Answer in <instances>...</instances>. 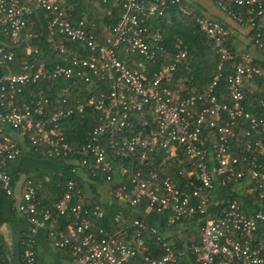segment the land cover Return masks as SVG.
Wrapping results in <instances>:
<instances>
[{"label": "built area", "instance_id": "built-area-1", "mask_svg": "<svg viewBox=\"0 0 264 264\" xmlns=\"http://www.w3.org/2000/svg\"><path fill=\"white\" fill-rule=\"evenodd\" d=\"M99 1L117 6L120 14L114 24L92 30L62 0H0V197L14 198L8 167L29 148L67 164L72 160L78 167L71 170L88 173L89 183L97 184L109 203L117 200L124 208L145 201V211L165 213L167 225L192 219L199 226V244L176 249L156 226L148 228V241L144 219H127L123 210L113 217L122 225L107 228L99 223L103 205L87 199L73 179L53 207L41 205L36 198L41 183L25 179L15 208L30 225L20 239L19 264H47L36 253L39 230L75 264H184L181 258L264 264V243L256 239L264 225V118L245 105L253 90L246 81L264 78V66L254 62L257 53L264 59V0H202L226 15L228 25L193 13L194 0ZM174 9L193 17L218 55L210 83L186 94L177 68L188 56L187 45L178 38L167 44L162 26ZM235 28L249 33L250 47L233 54L228 34ZM63 39L76 48L68 49ZM72 81L88 87L79 86L78 92ZM259 104L264 107V97ZM87 108L95 123L77 160L66 129ZM243 118L249 119L250 140L233 155L234 127ZM156 147L164 150L156 168L176 160L180 150L187 157L189 178L182 188L168 177L158 182L155 168L146 178L137 170L125 180L127 166L114 160L146 163L148 150ZM232 183L236 190L256 191L259 208L245 212L236 198L219 197L221 186ZM2 242L0 231V264Z\"/></svg>", "mask_w": 264, "mask_h": 264}, {"label": "trees", "instance_id": "trees-1", "mask_svg": "<svg viewBox=\"0 0 264 264\" xmlns=\"http://www.w3.org/2000/svg\"><path fill=\"white\" fill-rule=\"evenodd\" d=\"M96 1L99 3L100 8H102V12H100V15L102 14V17L95 24L92 21L87 20L83 16L86 13L87 18H91L89 16L93 8V5L90 3L91 1L62 0L64 5L71 4V11L74 16H76L77 18L86 19L89 27L92 30H94V28L99 30L104 25L114 24L120 14V9L117 6L111 7L108 3H102L99 0ZM199 4L202 5V0H194L192 2L193 13L202 14L199 8H197V5ZM108 10H111L109 15L107 14ZM207 15L220 20L222 24L228 25L226 20L219 17L218 15H212L209 13H207ZM162 26L164 29L163 33L165 42L167 44L171 45V41L178 38L187 45L188 56L184 60V62L178 65L177 68V72L180 74L181 79L184 82V94H186L187 92H191L192 90L197 91L206 87L210 83L211 77L216 73L218 63V55L215 53L212 42L202 31L199 30L192 16H186L179 12L177 9L170 11V17L162 22ZM248 35V32L243 31L241 36H245V38L237 39L236 34L233 31H230V33L228 34V47L231 53L234 54L246 51L247 48L250 47V40L248 39ZM63 41L66 43L68 49L76 48L75 43H71L67 39H63ZM35 43L40 44L37 41H35ZM237 59H239L238 54H236L235 57V60ZM254 62L255 64L264 66V59H261V56L258 53L255 54ZM230 66L231 62H228L226 64L227 71L229 70ZM224 79L225 78L223 76L220 80L224 82ZM55 82H57V84L65 83L64 80H56ZM72 83L74 84V89L78 92L79 86L83 90L88 87V85L85 83H76L74 81H72ZM246 83L250 85L251 88H253L251 92L246 93V96L248 97L247 101L245 102L247 110L251 112L253 116L264 118V107L259 104V100L264 97V78L253 77V80L249 79V81H246ZM41 90L43 91V93H46L48 95L50 94V92L46 89L44 90L41 88ZM82 93L83 91L80 92V97L83 99L85 97V94ZM69 122L70 123L68 125H71L73 128L68 130L66 129L67 140L72 148V157L80 160V158L83 157V154L77 153V150L80 148L81 144L86 141L87 130H89L90 127H92V125L95 123L93 111L87 108L83 114H75L69 120ZM248 127V118H243L239 121V125L234 127L236 131V137L234 138L233 143L236 148L233 151V155L239 153V149L243 147L247 141L250 140V138L245 135V131ZM130 131H133L132 128L130 129ZM239 140H241V142H239ZM37 154L41 155V152H38ZM163 156L164 150L160 147H156L153 150H148L146 163L135 162L130 157L116 158L114 160L117 163H124L127 166V174L125 176V180H128L131 176V173H134L137 170H141L144 173L142 177L146 178L147 171L151 168H155L158 173V182L168 177L169 179L177 182L182 188L183 183L189 178L185 173L186 170L190 169V164L187 157L185 156L183 151L180 150L176 160L168 161L166 166L156 168L155 165H157V163L163 158ZM51 160L57 162V169L50 170L38 168L33 171L28 170L26 172V179H31L34 183H41L36 192V198L40 201L41 205L53 207L54 203L65 191V182L69 179H73L83 187V193L85 197H87V199H91L92 202L101 203L103 205L105 216L102 220L99 221V223L105 225L107 228L114 226L120 227L122 225L121 222H114L113 217L118 211L123 210V213L127 219H144L147 227L145 233L148 241L150 240V236L147 231L149 230L148 228L151 226H156L161 234L164 235L165 233H168V235L165 236V239L176 249H183L192 243L199 244V226L196 225L192 219L181 218L174 224L167 225L165 213H147L145 211V201H141L136 206L128 205L124 208H121L117 200H113L111 203H109V201L105 199V197L102 198V193L97 188V184L89 183L91 182L89 181L91 177L88 173L83 177L78 174L79 172H82L81 169H78L76 172L71 170V168L77 169L78 167L72 162V160H70L68 164L66 163L64 158ZM8 171L10 172L9 169ZM83 171L86 170L83 169ZM10 174L13 175L11 172ZM45 177H49L50 180L46 182L44 180ZM12 178L14 179V176H12ZM99 180V178H96L94 181L99 182ZM86 188L90 190L89 193L85 191ZM186 189L190 190L191 188ZM218 192L219 197L229 196L230 198H236L242 210H244L245 212H253L254 210H257L259 208L256 191L248 193L244 190H236L234 188V184L232 183L221 186ZM256 239L264 243V225L259 226ZM151 244L152 245H150V248L155 249L156 251L158 250L157 252H159L160 249L155 246L153 242H151ZM59 251L61 252V250ZM3 263L7 264L5 261ZM184 264L186 263L184 262Z\"/></svg>", "mask_w": 264, "mask_h": 264}, {"label": "crops", "instance_id": "crops-1", "mask_svg": "<svg viewBox=\"0 0 264 264\" xmlns=\"http://www.w3.org/2000/svg\"><path fill=\"white\" fill-rule=\"evenodd\" d=\"M197 8H202L203 10H206L205 12L212 15H218L227 21L226 17L219 13L215 7H213L212 10L208 9L205 1H202V5H197ZM228 23L233 27L234 24L230 23V21H228ZM235 31H237V28H235ZM32 152L33 151L29 150V148H24L19 158L11 163L8 168L13 174L12 176H14V198L0 197V231L3 236L1 259L7 264H19V253L21 250L20 239L26 234L30 225L28 219L22 217L17 212L15 204L19 200L20 189L23 181L26 179V172L38 168L42 169L39 165L31 167L26 165L28 161L33 159L31 158ZM24 153H26V155L21 158ZM33 154L37 153L33 152ZM37 155L39 156V154ZM36 239V253L43 262L47 264H64L66 261L70 262L69 257L65 252L54 250L51 247L44 230H39L37 232Z\"/></svg>", "mask_w": 264, "mask_h": 264}, {"label": "rangeland", "instance_id": "rangeland-1", "mask_svg": "<svg viewBox=\"0 0 264 264\" xmlns=\"http://www.w3.org/2000/svg\"><path fill=\"white\" fill-rule=\"evenodd\" d=\"M91 1L90 3L93 5V8L89 14V16L91 17L90 19L87 18V15L86 13L83 15L84 18H86L87 20H90L92 21L93 23H97L99 21V19H101L102 17V14L100 15V12H102V8H100L99 6V3L96 1V0H89ZM205 4L207 5L208 9L212 10L213 9V6L205 1ZM71 5V4H69ZM200 12L201 13H204L207 15V13L202 9V8H199ZM214 11V10H213ZM100 15V16H99ZM226 17V15H224ZM217 17V16H215ZM235 34H236V38H240V39H243L245 38V36H241L242 32L239 30V31H233ZM241 36V37H239ZM26 155V153L23 154V156L21 158H23L24 156ZM31 158H33L32 160L28 161L26 165H28V167L30 166H35V165H39V167H42V169H57L58 168V164L57 162H55L54 160H51L52 158L50 157H47V156H43V155H37V154H33V152L31 153ZM43 164V165H42ZM87 193L90 192V190L88 188H86ZM165 236L168 235V233H165L164 234ZM180 261H185L186 264H197L193 258H187V259H184V258H181ZM49 264H52V263H49ZM64 264H75L73 263L71 260L70 262L69 261H66Z\"/></svg>", "mask_w": 264, "mask_h": 264}, {"label": "water", "instance_id": "water-1", "mask_svg": "<svg viewBox=\"0 0 264 264\" xmlns=\"http://www.w3.org/2000/svg\"><path fill=\"white\" fill-rule=\"evenodd\" d=\"M145 128L148 130L149 129V125H146Z\"/></svg>", "mask_w": 264, "mask_h": 264}]
</instances>
